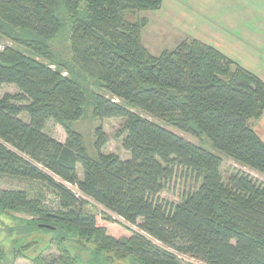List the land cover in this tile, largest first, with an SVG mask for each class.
<instances>
[{
    "label": "trees",
    "instance_id": "1",
    "mask_svg": "<svg viewBox=\"0 0 264 264\" xmlns=\"http://www.w3.org/2000/svg\"><path fill=\"white\" fill-rule=\"evenodd\" d=\"M161 6L162 0H0V35L48 62L2 45L0 91L14 85L19 94L0 97V176L44 184L61 203L51 212L25 191H3L0 214L29 212L32 219L22 222L25 234L86 235L141 264H178L146 237L204 264H264V185L239 172L223 179L219 156L131 111L204 136L215 151L264 175V142L248 125L264 112V84L196 39L150 54L142 42L146 20L139 14ZM131 15L134 22L127 19ZM56 38L69 42L74 67L103 91L92 98L96 118L125 120L121 148L128 158L101 152L106 137L99 126L92 161L69 127L88 101L72 71L50 51ZM23 112L28 122L19 118ZM48 120L64 129L63 143L44 133ZM178 173L200 184L172 205L159 194ZM85 198L117 219L84 212ZM121 222L141 234L123 240L108 235ZM5 256L0 252V264Z\"/></svg>",
    "mask_w": 264,
    "mask_h": 264
},
{
    "label": "rangeland",
    "instance_id": "2",
    "mask_svg": "<svg viewBox=\"0 0 264 264\" xmlns=\"http://www.w3.org/2000/svg\"><path fill=\"white\" fill-rule=\"evenodd\" d=\"M139 16L146 20L142 42L150 54L158 55L165 50L172 51L183 40L196 39L213 46L243 69L257 76L264 84V0H162L160 10L141 13ZM127 19L134 22L135 16H128ZM0 44L4 48H12L21 52L25 57L34 61L48 63L44 61V58L35 56L30 48L19 45L2 35H0ZM49 49L60 64L72 71V77L86 94L88 104L84 108L83 115L78 120L72 121L69 127L81 136L87 156L92 161L97 160V153L94 149L95 131L102 126L106 142L101 152L104 155H116L122 160L128 158L129 155L121 148V138L125 133V120L108 118L100 121L96 118L93 113L92 98L103 91L94 81L74 67L69 42L56 38L51 42ZM51 68L58 69L55 66ZM61 71L64 76H68L64 69ZM18 94L19 90L14 85H3L0 91V97ZM131 111L175 133L189 144L219 156L221 158L220 174L223 179L239 172L247 174L264 185V175L215 151L204 136L193 137L168 125L166 121L155 115H148L140 110ZM19 118L28 122V115L25 112L20 114ZM248 125L264 142V112L260 118L249 120ZM43 131L61 143L65 141L64 129L54 120H48L43 126ZM77 169L81 175V169L79 167ZM199 184L200 181H195L193 175L186 176L178 173L160 192L159 197L175 205ZM10 190L25 191L28 199L36 202L42 209L55 212L60 208L59 196L39 182L0 176V193ZM84 202L82 206L84 212L100 217L116 218L97 203L86 198ZM31 219L29 212L5 210L0 214V252L6 255L2 258L1 264H60L58 259L61 258H69L72 264L74 261V264H141L134 255L117 252L106 241L93 237L89 239L86 235L74 237L66 230L60 233V236H55V233L46 230L25 234L22 232V222ZM121 223V225L114 226L108 235L123 240L129 234H141L136 227ZM50 225L53 226V224ZM146 241L158 251L173 254L178 264H204L190 257L179 255L149 237H146Z\"/></svg>",
    "mask_w": 264,
    "mask_h": 264
},
{
    "label": "water",
    "instance_id": "3",
    "mask_svg": "<svg viewBox=\"0 0 264 264\" xmlns=\"http://www.w3.org/2000/svg\"><path fill=\"white\" fill-rule=\"evenodd\" d=\"M43 227L50 228V226H47V225H43Z\"/></svg>",
    "mask_w": 264,
    "mask_h": 264
},
{
    "label": "built area",
    "instance_id": "4",
    "mask_svg": "<svg viewBox=\"0 0 264 264\" xmlns=\"http://www.w3.org/2000/svg\"><path fill=\"white\" fill-rule=\"evenodd\" d=\"M3 49L2 45L0 44V51Z\"/></svg>",
    "mask_w": 264,
    "mask_h": 264
}]
</instances>
